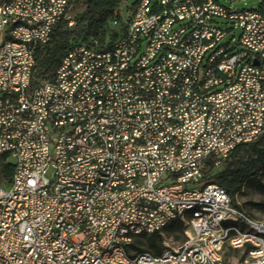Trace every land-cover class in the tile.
Masks as SVG:
<instances>
[{"label":"built area","instance_id":"obj_1","mask_svg":"<svg viewBox=\"0 0 264 264\" xmlns=\"http://www.w3.org/2000/svg\"><path fill=\"white\" fill-rule=\"evenodd\" d=\"M75 1L0 0V157L13 167L0 185V264H264V222L205 180L264 135V3L129 1L108 46L75 45L35 82ZM169 219L181 241L164 238L158 254L134 244L141 230L163 237ZM227 219L248 229L230 234Z\"/></svg>","mask_w":264,"mask_h":264},{"label":"trees","instance_id":"obj_2","mask_svg":"<svg viewBox=\"0 0 264 264\" xmlns=\"http://www.w3.org/2000/svg\"><path fill=\"white\" fill-rule=\"evenodd\" d=\"M129 1L130 0H83L85 12L76 21L74 26L68 28L67 22L62 20L51 34L48 43L39 51L34 71V81H51L62 58L67 51L75 45L97 44L102 47L108 46L119 33L112 34L110 40L106 41V25L109 22L114 23L115 21H118L117 24L120 23V7L122 5L126 6L125 4ZM125 11L128 12V8H125ZM71 40L73 41L71 42ZM242 149L252 150L259 161L264 164V135L250 145L239 146L231 156H234ZM5 159L6 156L0 157V185L8 183L13 173L12 165L10 163H5ZM230 172L231 163L227 160L220 173L211 178H207L206 175L205 180L219 185L231 198H233L234 195L241 190L242 182H237L235 180L227 181V175ZM168 229L178 231L179 235H175L176 238H179L181 234L183 235L184 228L179 221L172 223ZM156 238L157 235L143 236L135 240L134 244L138 246L145 245L146 248H140L141 251L158 254L160 252V246L157 244Z\"/></svg>","mask_w":264,"mask_h":264},{"label":"rangeland","instance_id":"obj_3","mask_svg":"<svg viewBox=\"0 0 264 264\" xmlns=\"http://www.w3.org/2000/svg\"><path fill=\"white\" fill-rule=\"evenodd\" d=\"M132 0H130L131 2ZM222 5L235 10L240 11L243 9H259L262 7L264 0H238L229 2L228 0H217ZM129 2V3H130ZM85 12V5L83 0H78L69 6L66 16L73 20V26L80 16ZM119 13L124 17L131 13V9L125 12V6L120 7ZM220 26L225 28H231L230 22L224 20H218ZM73 26L68 28H72ZM120 26L114 23H108L106 25V37L105 40H110V37L114 33L120 32ZM240 35L239 29L231 31L230 36H235L237 39ZM225 39V40H226ZM73 40H71L72 42ZM229 162L231 163V172L227 175V181L242 182L241 190L237 192L233 198V204L244 214L250 218L264 222V164L259 161L256 154L250 149H242L237 152L234 156H230ZM225 164L218 168H208L206 171L207 178H211L216 174L220 173ZM209 181V180H208ZM184 232V230H183ZM175 235H179L178 231L172 229H166L164 236L157 235L156 241L161 246L163 239H170L172 242H179L183 239L184 234L176 238ZM139 248L145 249L146 246H138Z\"/></svg>","mask_w":264,"mask_h":264},{"label":"bare ground","instance_id":"obj_4","mask_svg":"<svg viewBox=\"0 0 264 264\" xmlns=\"http://www.w3.org/2000/svg\"><path fill=\"white\" fill-rule=\"evenodd\" d=\"M19 31V24H10V34H17ZM202 207H208V200H201L199 204H186L184 207V214L201 213ZM176 222V219H169L163 221V235L165 230ZM226 227L230 228V234H241V229H248V221L242 219H227ZM149 236V230H141V237ZM259 237H263L264 230H259ZM109 252H116V245H109ZM118 255L120 258H128V251L126 248H118ZM105 264H112V257H105Z\"/></svg>","mask_w":264,"mask_h":264}]
</instances>
